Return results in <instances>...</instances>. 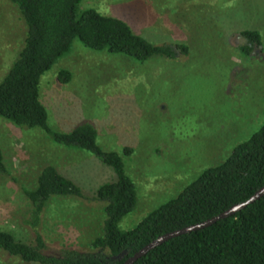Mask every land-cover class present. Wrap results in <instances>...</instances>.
<instances>
[{
    "label": "rangeland",
    "instance_id": "374dc122",
    "mask_svg": "<svg viewBox=\"0 0 264 264\" xmlns=\"http://www.w3.org/2000/svg\"><path fill=\"white\" fill-rule=\"evenodd\" d=\"M85 8L125 20L149 41L188 45L185 55L139 63L75 38L40 79V100L52 129L69 131L89 121L102 150L132 147L124 161L137 187V204L119 222L121 229H131L264 122V0H82L78 13ZM246 28L257 29L262 40L248 56L239 49ZM24 36L18 8L0 0V80ZM60 69L70 71L67 83L58 81ZM0 148L8 170L0 173V229L33 241L23 188H33L41 168L53 164L84 196L49 200L38 226L45 253L92 251L89 244L102 235L105 218L104 202L93 195L115 179L111 169L87 150L58 145L39 129L2 117ZM0 264L37 263L0 250Z\"/></svg>",
    "mask_w": 264,
    "mask_h": 264
},
{
    "label": "trees",
    "instance_id": "16d2710c",
    "mask_svg": "<svg viewBox=\"0 0 264 264\" xmlns=\"http://www.w3.org/2000/svg\"><path fill=\"white\" fill-rule=\"evenodd\" d=\"M25 23L22 46L0 80V117L24 129H39L54 143L87 150L115 174V179L97 187L94 198L104 202L102 235L89 244L92 251L63 248L59 255L45 253L38 232L42 214L52 198L83 197L84 192L53 164H45L33 188H23L30 204L27 223L34 239L25 242L11 231L0 229V250L26 263L122 264L126 258L167 232L209 219L234 204L247 200L264 185V122L247 139L235 144L218 164L205 168L176 196L148 212L131 229L119 222L137 204V187L125 170L130 146L120 152L104 151L97 144V130L89 121L69 131L48 124L40 100L39 83L59 58L70 51L73 40L85 47L123 54L139 63L150 58L173 59L188 53L184 42L149 41L125 20L105 15L95 8L78 13L82 0H9ZM245 43L239 47L248 56L262 43L257 29L240 31ZM57 79L67 83L69 70L60 69ZM0 148V173H7ZM133 264H264V195L235 214L207 227L170 238Z\"/></svg>",
    "mask_w": 264,
    "mask_h": 264
},
{
    "label": "water",
    "instance_id": "95a60500",
    "mask_svg": "<svg viewBox=\"0 0 264 264\" xmlns=\"http://www.w3.org/2000/svg\"><path fill=\"white\" fill-rule=\"evenodd\" d=\"M263 195H264V185L261 188H259L257 191H255V193L251 195L247 200L241 203L232 205L231 207L219 213L218 215H215L202 222L189 225V226L177 229V230H173V231H170L163 235L158 236L157 238L153 239L148 244L143 246L141 249L136 251L133 255L126 258L122 264H133L137 259L145 255L149 250L155 248L156 246L162 244L163 242L169 240L170 238H173L175 236H178L186 232L195 231V230L207 227L209 225H212L220 219H223V218H226L228 216L235 214L236 212L245 208L248 204L254 202L255 200L259 199Z\"/></svg>",
    "mask_w": 264,
    "mask_h": 264
}]
</instances>
